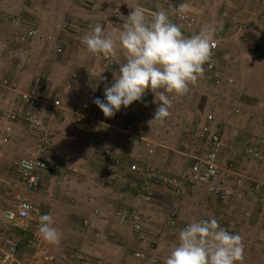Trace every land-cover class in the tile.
<instances>
[{
    "label": "crops",
    "instance_id": "crops-1",
    "mask_svg": "<svg viewBox=\"0 0 264 264\" xmlns=\"http://www.w3.org/2000/svg\"><path fill=\"white\" fill-rule=\"evenodd\" d=\"M181 4L187 5L186 15L193 21L191 27L178 18ZM136 6L142 7L149 18L153 12L165 10L174 23L182 26L185 36L197 34L201 28L210 26L216 29L215 41L219 42L212 57L218 70L211 72L206 64L204 76L190 87L188 94L171 96V115L163 124L150 123L153 119L139 124L138 133L152 145V152L146 144L140 146L131 141L122 130L124 124L140 110L141 101L133 102L127 108L122 106L111 118L105 117L93 102L87 110L83 108L87 91L104 93L105 87L114 82L113 73L118 74L119 70L118 65H110L102 55L89 53L81 43L83 36L96 23L104 25L109 33L119 29L123 23L120 16L127 17L132 7ZM0 13L24 21L19 27L0 19V76H9L18 90H30L40 80L41 83H48L51 99H59L62 103V109H53L47 104L38 112L51 141L48 152L41 151L30 124L24 119L14 124L12 140L7 144L0 143V149L12 154V160L20 155L21 158H41L53 165L52 173H40V183L45 184V180L54 174V179H59V191L63 193L56 207L62 209V204L68 201L64 199V194L69 196V202L72 199L75 201L74 210L68 211L67 221L72 220V213L84 217L89 213L88 209L94 210L90 212V217L84 218L91 222L89 226L94 233H90L87 226L85 230L82 227V244L75 242L73 235L61 234L59 249H63H60L58 264L61 261L62 264H75L74 260L80 255L82 263L87 251L91 254L88 264H94L99 256H109L112 264H163L171 247L178 243L179 227L183 229L194 220L211 217H215L222 227L233 230L234 234L242 230L238 234L245 246L244 264H264L263 193L255 191L247 183L238 188L231 180L228 203L202 184L188 186L174 202L173 192L168 188L152 187L145 191L141 187V176L149 167L173 175H189L194 163L189 160L188 153L195 149H200L203 155L206 152V142L199 138L203 125H210L221 135V162L238 172H241L239 165L242 161L237 152L240 141L244 139L243 143L250 146L264 140V121L259 130V133L263 130V136L259 137L260 141H255L249 135L258 125L253 124L254 121L250 123L248 114L240 116L241 119L223 114L228 104L234 110H241L243 96L254 92H250L245 81L264 80V1L0 0ZM62 25H66L67 29H61ZM30 26L40 28L43 35L57 38L63 47L62 55H58L45 39L15 38L16 29L25 31ZM18 41L24 43L20 45ZM120 59L123 62L122 54ZM100 73L103 79L98 77ZM217 78L220 84L215 83ZM253 83L255 87L260 84ZM232 91L235 92L231 94ZM146 94L155 112L158 107L153 102L155 97L151 91ZM15 98L17 94L14 91L0 90L2 102L9 103ZM102 101L106 103V99ZM210 115L214 116V120L208 123ZM94 137H101L102 147L94 142ZM77 143L79 145L71 154L70 148ZM105 151L119 155L124 161L114 172L110 169L111 160ZM237 154L241 157L238 160ZM134 163L139 165V175L130 172L129 166ZM248 167L252 176L259 172L264 179V165L248 164ZM10 188L8 184H3L0 191ZM12 195L13 192H10L5 198L0 197V206L12 200ZM216 200L225 206L234 201L232 207L235 206L236 211L218 207ZM242 204L251 214L248 222L244 214L239 213V205ZM119 207L141 212L145 240L140 239L131 226L119 225L115 221L114 212ZM171 209L175 211V226L171 225L168 215ZM91 237L95 240L89 244L87 240L90 241ZM163 240L170 247L167 248ZM152 243L158 245L152 246ZM77 245L81 246V251H75ZM136 253H143L144 258L137 259Z\"/></svg>",
    "mask_w": 264,
    "mask_h": 264
},
{
    "label": "clouds",
    "instance_id": "clouds-1",
    "mask_svg": "<svg viewBox=\"0 0 264 264\" xmlns=\"http://www.w3.org/2000/svg\"><path fill=\"white\" fill-rule=\"evenodd\" d=\"M132 9L127 17L120 16L123 23L119 29L109 33L104 25L96 23L81 40L89 53L102 55L119 66L118 74L113 73L114 82L105 87L106 103L100 98L93 103L111 118L122 106L142 102L151 91L158 107L150 123L163 124L171 115L170 97L185 96L204 76L205 65L214 55L216 29L205 26L197 34L185 36L182 26L174 23L165 10L155 11L149 18L142 7ZM186 13L187 5L181 4L177 13L180 19ZM101 73L98 77L103 79ZM20 164L27 170L34 167L28 160ZM54 223L51 214L39 217L38 233L50 245L61 241ZM244 248L242 236L229 232L215 217L194 220L180 230L178 243L171 247L163 264H244Z\"/></svg>",
    "mask_w": 264,
    "mask_h": 264
},
{
    "label": "built area",
    "instance_id": "built-area-1",
    "mask_svg": "<svg viewBox=\"0 0 264 264\" xmlns=\"http://www.w3.org/2000/svg\"><path fill=\"white\" fill-rule=\"evenodd\" d=\"M178 18L180 19L179 15ZM0 19L15 26L19 25V27H21V24H24V21L19 18L9 17L1 13ZM182 20L187 22L189 27L192 26L193 21L190 20L189 16L185 15V18ZM60 28L67 29L66 25H62ZM14 36L17 40H22L24 37L28 40L35 38L45 39V41L56 49L58 55H62L63 53V47L57 38L52 35H43L33 26L27 27L25 31H22L21 28L16 29ZM215 43L216 47L214 51L219 47L218 41H215ZM106 61L110 65L115 64L112 61ZM207 67L211 72L218 70V65L213 58L207 64ZM215 83L220 84V79L217 78ZM0 90H11L17 94V98L12 102L4 103L0 100V143L7 144L12 140L14 124L24 119L30 124L35 138L39 141L41 151L48 152L51 147V141L45 132L44 123L38 116V112L47 104L53 109H62V103L59 99H51L49 84L41 83L40 80L32 89L19 91L10 78L0 76ZM96 98L104 100V93L94 90L87 91V100L84 101L83 108L87 110L90 102H93ZM258 107L259 110L264 111V101L260 102ZM235 112L239 114L241 110L238 108ZM154 113L151 99L148 94H145L140 110L124 124L122 129L123 133L131 141H134L140 146L146 144L151 152L153 151V147L138 133V126L143 120L153 119ZM213 120V115L208 116V123H211ZM199 138L206 142V152L203 155L200 149H195L188 153L189 160L194 163L189 175H173L170 172L149 167L145 169L141 176L142 189L148 191L152 187L168 188L172 190L175 202L186 192L188 186L202 184L220 200L228 203L230 180H233L236 186H242L243 182L248 180V177H245L242 170L241 172L233 169L230 170L222 164L221 152L223 150V140L221 135L213 131L210 125L207 124L201 127ZM94 142L102 147L101 137H94ZM262 143H264V140ZM78 145L79 143L71 147L69 152L73 154ZM104 153L111 160L110 169L112 172L122 166L124 162L122 157L110 151H105ZM245 153L251 159L264 161V153L255 146L247 147ZM23 160L31 161L34 167L31 170L22 168L20 162ZM53 169V165L44 159L21 158L16 163L13 175L17 180V187H23L25 191L29 192L39 185L41 181L40 173H52ZM129 169L132 174L139 175L141 173L137 163L129 166ZM250 181L253 182V180ZM2 183L4 181H0V187ZM256 189L264 192V184L257 182ZM12 200L14 201L11 202ZM12 200L10 199L5 205L0 206V264H58V257L47 249L46 242L41 239L38 233L40 213L37 205L20 189L13 192ZM169 217L171 219V225L175 226V211L171 210ZM250 217L251 214L247 212L245 220L248 222ZM114 218L119 225L131 226L140 239H146L144 218L141 212L125 208L117 209L114 212ZM85 226L89 228L90 233H94V230L90 229L88 221H85ZM13 232L26 236L24 247L27 253L22 251L19 241L10 239L11 237L8 236ZM241 232L242 230L240 232L238 231V233ZM135 257L137 259H143L144 254L136 253ZM77 258H79L78 260L83 259L81 255ZM153 262L158 261L154 260Z\"/></svg>",
    "mask_w": 264,
    "mask_h": 264
},
{
    "label": "rangeland",
    "instance_id": "rangeland-1",
    "mask_svg": "<svg viewBox=\"0 0 264 264\" xmlns=\"http://www.w3.org/2000/svg\"><path fill=\"white\" fill-rule=\"evenodd\" d=\"M259 1L263 2L264 0H259ZM36 29L37 30H41L38 27ZM40 33L43 34L42 30L40 31ZM17 43L22 45L24 42L18 41ZM1 76H6V75H1ZM248 80L249 81H245V82H247V85H248V88L250 89V92L252 93V90L254 91L252 94H254L255 96L252 95V94H249V95L247 94L246 96H243L244 98H242V105H241V112L242 113L240 112L241 115L240 114L238 115L235 112L236 110H234L233 106L231 107L229 104L227 105V108L225 107L226 112L224 111L223 114L224 115H228L231 118L233 117V119H235V118L241 119L240 116H242L244 114H248V119H249L250 123L252 121H254L255 123L254 122H252V123L258 125L257 127H254L253 134H251L249 136L253 137L254 140L256 139L255 141H260L261 139H259V137L263 136V130H262V133H259L260 132L259 130H261V125H263L264 111L263 110H259L258 107H257V104L262 102V101H264V80H259V81L256 80V79L253 80V81H251L250 79H248ZM253 82L260 83V84H259L258 87H255V84ZM255 88H257V90ZM19 91H28V90L19 89ZM234 92L235 91H232L231 94H233ZM231 94H229V97L231 96ZM236 94H237V92H236ZM256 107H257V110H256ZM205 115H206V113L204 112L203 116H205ZM256 134L258 136H255ZM243 141H244V139H242V141H240L239 149L237 150V152L242 156V158L239 157L238 154L236 156L237 160L239 158H241V160H242L241 164L239 165V169L242 170L243 174L248 177V180H245V182H243L242 186H244L247 183L255 191L264 194V192L259 191L258 189H256L257 182H260L261 184H264V179H262V176H260L261 174L259 172H257L256 175L252 176V174H250V172H249V167H248V164H255V165L262 164V165H264V161H257V160H254V159H251L250 157H248L246 155V153H245V149L247 147H249V146H247V144L243 143ZM262 141H260V143H257L256 145H250V146H255V147L261 149L262 152H263L264 143H262ZM246 142H247V139H246ZM10 156H12V154L10 155L9 152H6V151L0 149V181L3 182L2 179H4V183H2L1 185H3V184L7 185L8 184L9 187H11L10 189H6V190L2 189L0 191L1 199L5 198L7 193L14 192L15 190L20 189L35 205H37V207L39 208L40 216L42 214H51V215L53 214V218H54V221H55L54 227H56L58 229V231H61L60 233L62 235H64V234L73 235L74 236L73 238L76 240L75 242H78V243L80 242L82 244L83 242L80 241V239L82 238L81 235H80L81 228L83 227L84 230H85V221H89V220L84 219V218L90 217V212H92V211L94 212V210L91 211L90 209H88L89 213H87L84 217L80 216V214L79 215L76 214V212H75V214L72 213L71 214L72 220L70 222L67 221L68 220V216H69L68 215V211L72 212L74 210V209H72V207H74V205H75L74 202L75 201L72 199L69 202V196L64 194V196H63L64 199H67L68 201H66L65 204H62V209L56 207V203H57V201L59 199L60 194H61V196L63 194L61 191H59V188H58L59 186H58L57 182L59 181V179L57 177H56V179H54L55 175L52 174L53 177L51 178L49 176L45 180V184L41 185L42 182L40 181L41 183H39V185L36 188L31 190V192L33 191L34 194L30 192V195H28L29 194L28 191H25L23 189V187H17V184H16L17 180H16V178L13 175V171H14V168L16 167V163H17V161L19 159H21V156L17 155V157L14 160H12L10 158ZM245 159H247V160H245ZM250 180H253V182L250 181ZM238 188H241V186H238ZM60 199L62 200L61 197H60ZM13 201L14 200H12L11 202H13ZM216 204H218V207H220L222 209L225 208V207L226 208L228 207L229 210L235 209V211H236L235 206L232 207V205L235 204L234 201H233V203L230 206H225V205H223V203H221L218 200H216ZM243 206H244L243 204L239 205V207H240L239 213L240 214H244L243 217H245L247 211H246V209ZM122 208H124V207H119V209H122ZM79 212H82V211H79ZM82 213L85 214L84 212H82ZM89 224H91L90 221H89ZM178 230H181L180 227L178 228ZM227 230H230V229H227ZM231 231L233 232V230H230V232ZM77 235H78V237H75ZM8 236L11 237L10 239H15L16 241H19L22 251L24 253H27V250L24 247V242L26 240V236L25 235H23L21 233H17V232L14 233L13 232V233H11ZM94 240L95 239L91 237V240L90 241L87 240V242L89 244H91V242H94ZM163 244H165L167 246V248L170 247V244H168L167 241L163 240ZM153 245H158V243H152V246ZM46 246H47V249L49 251L54 253L58 258L60 257L58 255H61L60 249H63V247L59 249V247H60L59 244L58 245H50L48 243H46ZM77 246L80 249L76 248ZM77 246L75 247L76 250L75 249L74 250L75 251H77V250L81 251L82 250L81 246H79V245H77ZM84 255H85L84 256V258H85L84 262L81 263V260L77 259V260H74L75 264H88V263H90L91 254H89V252L87 251V254H84ZM113 259H115V258H113ZM109 260H110L109 256H107V257L99 256V258H97L95 260L94 264H112ZM62 262L63 261H61L59 264H62ZM68 264H71V263H68Z\"/></svg>",
    "mask_w": 264,
    "mask_h": 264
}]
</instances>
